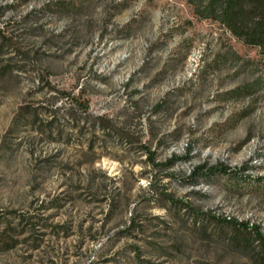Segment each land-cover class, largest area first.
<instances>
[{
    "label": "rangeland",
    "instance_id": "obj_1",
    "mask_svg": "<svg viewBox=\"0 0 264 264\" xmlns=\"http://www.w3.org/2000/svg\"><path fill=\"white\" fill-rule=\"evenodd\" d=\"M0 264H264L260 49L189 0H0Z\"/></svg>",
    "mask_w": 264,
    "mask_h": 264
},
{
    "label": "trees",
    "instance_id": "obj_2",
    "mask_svg": "<svg viewBox=\"0 0 264 264\" xmlns=\"http://www.w3.org/2000/svg\"><path fill=\"white\" fill-rule=\"evenodd\" d=\"M196 13L224 25L235 36L260 49L264 56V0H189ZM83 111H86L84 108ZM148 161L153 167L171 166L178 158L172 156L164 163L156 161L154 151L146 148ZM230 168L224 164L208 166L199 164L189 174L191 183L214 174H228ZM236 222V221H233ZM248 227L244 222L237 223Z\"/></svg>",
    "mask_w": 264,
    "mask_h": 264
}]
</instances>
